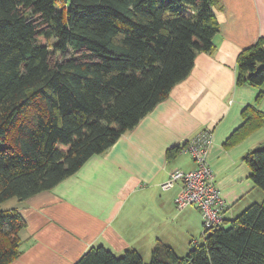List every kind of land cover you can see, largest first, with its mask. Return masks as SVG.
I'll list each match as a JSON object with an SVG mask.
<instances>
[{"label": "trees", "instance_id": "16d2710c", "mask_svg": "<svg viewBox=\"0 0 264 264\" xmlns=\"http://www.w3.org/2000/svg\"><path fill=\"white\" fill-rule=\"evenodd\" d=\"M213 2L0 0V264L21 255L26 225L2 204L51 189L167 98L215 50ZM237 83L264 84L263 38L239 54ZM244 119L236 133L264 113L249 105ZM244 159L264 192V146ZM203 235L183 256L164 243L149 261L98 245L75 264H264V198Z\"/></svg>", "mask_w": 264, "mask_h": 264}, {"label": "crops", "instance_id": "0c3cea01", "mask_svg": "<svg viewBox=\"0 0 264 264\" xmlns=\"http://www.w3.org/2000/svg\"><path fill=\"white\" fill-rule=\"evenodd\" d=\"M213 8L220 23L215 50L199 52L167 98L74 174L8 208L26 222L22 253L10 264H75L98 245L117 255L134 249L150 257L158 243L188 252L202 229L201 211L177 208L180 182L162 184L174 171L195 167L181 146L204 129L212 131L207 160L226 202L225 219L263 200L244 157L264 146V123L236 130L247 106L264 113V84L237 83L239 54L264 39V0H214Z\"/></svg>", "mask_w": 264, "mask_h": 264}, {"label": "built area", "instance_id": "2783aa9c", "mask_svg": "<svg viewBox=\"0 0 264 264\" xmlns=\"http://www.w3.org/2000/svg\"><path fill=\"white\" fill-rule=\"evenodd\" d=\"M212 143L211 129H204L187 141L183 151L188 152L195 167L188 171L176 170L162 184L163 189L181 183V190L175 199L177 208L183 209L195 205L202 214L204 234L220 227L224 222L226 202L221 196L215 180V174L207 160V152Z\"/></svg>", "mask_w": 264, "mask_h": 264}, {"label": "rangeland", "instance_id": "374dc122", "mask_svg": "<svg viewBox=\"0 0 264 264\" xmlns=\"http://www.w3.org/2000/svg\"><path fill=\"white\" fill-rule=\"evenodd\" d=\"M17 198H13V199H10V200H8V201H6L5 203H3L2 204V207L4 208V209H8V208H10L12 205H14L17 201ZM259 201H261V200H259ZM226 225H228V223L226 224ZM204 230H203V224H202V229H201V232H199V234L197 235L198 237H196L197 239L195 240V241H199V242H203L204 241ZM177 253L179 254V255H185L186 253H187V250H184V249H182L181 247H178L177 248ZM145 257V258H144ZM143 258L146 260V261H149L150 260V258H151V256L149 257V256H144V254H143Z\"/></svg>", "mask_w": 264, "mask_h": 264}]
</instances>
